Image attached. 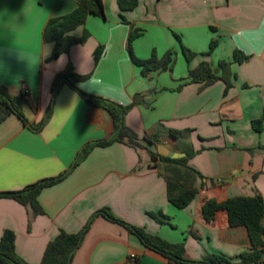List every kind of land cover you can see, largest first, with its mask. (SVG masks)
Masks as SVG:
<instances>
[{
	"label": "crops",
	"instance_id": "1",
	"mask_svg": "<svg viewBox=\"0 0 264 264\" xmlns=\"http://www.w3.org/2000/svg\"><path fill=\"white\" fill-rule=\"evenodd\" d=\"M80 1L0 0V87L19 99L26 120L10 114L0 121V192L63 175L41 190L43 212L34 217L16 200L0 197V237L12 231L18 258L39 264L60 231L76 234L88 225L70 264H123L130 256L136 264H168L97 214L107 208L150 235L183 243L189 261L207 254L237 260L250 247L246 228L230 226L223 209L204 213L202 207L208 200L264 198V123L260 132L252 127L264 115V0H137L130 11H121L117 0H102L104 17L89 14L70 32L78 37L87 30V40L51 58L53 43L43 38L48 20L69 14ZM132 29L139 32L131 42L133 55L160 59L171 51L170 70L142 73L128 51ZM97 47L102 53L95 63ZM182 47L194 53L189 62ZM235 51L246 58L233 61ZM222 61L229 63L228 88L222 79L205 87L191 79L189 71L201 62L220 76ZM68 62L86 76L75 85L83 93L132 104L123 121L142 145L157 153L159 146L184 156L187 147L196 152L187 165L201 174L202 186L186 207L169 203L166 182L144 149L113 142L77 160L85 145L109 138L113 125L104 109L66 82L52 97L54 77ZM157 125L155 142L144 141ZM168 129L191 133L175 141ZM149 213H160L164 222Z\"/></svg>",
	"mask_w": 264,
	"mask_h": 264
},
{
	"label": "trees",
	"instance_id": "2",
	"mask_svg": "<svg viewBox=\"0 0 264 264\" xmlns=\"http://www.w3.org/2000/svg\"><path fill=\"white\" fill-rule=\"evenodd\" d=\"M119 9L121 11H130L135 9L138 4L137 0H117ZM89 14L99 17H104V9L102 0H81L78 6L69 14L62 17L50 18L44 28L43 38L45 41L53 43V50L51 58L58 57L63 53H68L69 49L77 44L84 43L89 33L84 30L80 36H74L70 32L77 26L82 25ZM124 20V19H123ZM139 35L137 30L132 29L128 36V51L132 62L141 67L144 74L148 70H170L174 64L173 53L168 51L163 57L158 59L154 53L148 59H139L135 57L131 51L132 40ZM183 54L189 62L194 53L182 47ZM102 48L97 47L93 53L95 63L101 56ZM246 58L244 54L235 51L233 61L241 62ZM222 74L215 76L206 62H201L195 69L189 71L190 77L193 81L202 82L201 87L210 85L218 79L225 81L226 88L230 86L228 82L229 63L220 62ZM86 76L77 75L73 66L68 62L65 68L57 73L54 77L51 93L52 97L57 92L60 83L66 82L72 88L77 90L79 94L92 106L104 109L111 117L113 130L109 138L96 141L85 145L78 156L77 160L84 158L88 152L95 146L105 147L113 142L124 143L134 149H144L149 155V158L157 168L158 174L165 180L167 186V200L174 207L182 209L186 207L198 193L202 186V176L199 172L187 165L190 159L196 152L192 148L187 147L182 149L185 153L184 157L169 158L157 153L156 150H150L140 143L139 136L130 128L125 126L123 117L125 113L131 109L132 104L122 106L110 100L92 96L83 93L75 85L82 81ZM20 102L18 98L12 97L8 94L4 87H0V121L4 120L8 115H16L24 124L26 120L20 110ZM262 123H264V115L257 120L252 121V127L255 131L262 130ZM41 127V124L36 126ZM160 126L157 125L152 136L145 135L144 141L147 143H154L158 134ZM165 133L175 139L181 141L186 139L191 133L190 129L182 131L168 129ZM76 164V162H75ZM63 178L60 175L53 179L41 180L30 184L17 192H0V197L12 198L30 210L31 217L42 214V209L38 203V195L41 190L47 186H51ZM223 209L227 213L228 224L230 226L243 225L246 228L250 247L241 252L237 260L225 257L223 255H205L200 261H189L185 259L183 243L171 244L162 238L150 235L141 228L130 225L116 217H114L107 208L100 209L97 214L111 222L118 223L124 227L129 233L134 234L141 244L163 257L168 261V264H264V198L260 194L253 196H237L231 197L223 201L208 200L204 203L202 211L204 213H211L215 210ZM151 217L159 222H164V218L160 213H149ZM84 230L70 234L60 231L55 238L49 241L44 249L41 261L39 264H70L73 252L79 246ZM0 264H27L20 260L15 252V235L10 230L3 231L0 237ZM123 264L131 263L129 260Z\"/></svg>",
	"mask_w": 264,
	"mask_h": 264
},
{
	"label": "water",
	"instance_id": "3",
	"mask_svg": "<svg viewBox=\"0 0 264 264\" xmlns=\"http://www.w3.org/2000/svg\"><path fill=\"white\" fill-rule=\"evenodd\" d=\"M158 153L160 155H162V156H166V157H169V158H180V157L184 156V154H180V153H177V152L169 151L163 146H159L158 147Z\"/></svg>",
	"mask_w": 264,
	"mask_h": 264
},
{
	"label": "built area",
	"instance_id": "4",
	"mask_svg": "<svg viewBox=\"0 0 264 264\" xmlns=\"http://www.w3.org/2000/svg\"><path fill=\"white\" fill-rule=\"evenodd\" d=\"M27 94H28L27 89L24 86H22L21 97L22 98H26ZM129 261L131 263H135L136 262V258L134 256H130Z\"/></svg>",
	"mask_w": 264,
	"mask_h": 264
},
{
	"label": "snow or ice",
	"instance_id": "5",
	"mask_svg": "<svg viewBox=\"0 0 264 264\" xmlns=\"http://www.w3.org/2000/svg\"><path fill=\"white\" fill-rule=\"evenodd\" d=\"M262 34H264V33H262Z\"/></svg>",
	"mask_w": 264,
	"mask_h": 264
},
{
	"label": "clouds",
	"instance_id": "6",
	"mask_svg": "<svg viewBox=\"0 0 264 264\" xmlns=\"http://www.w3.org/2000/svg\"><path fill=\"white\" fill-rule=\"evenodd\" d=\"M247 54V53H246Z\"/></svg>",
	"mask_w": 264,
	"mask_h": 264
}]
</instances>
